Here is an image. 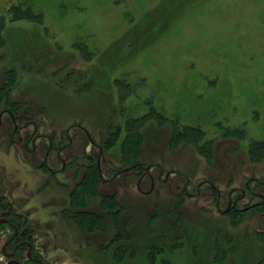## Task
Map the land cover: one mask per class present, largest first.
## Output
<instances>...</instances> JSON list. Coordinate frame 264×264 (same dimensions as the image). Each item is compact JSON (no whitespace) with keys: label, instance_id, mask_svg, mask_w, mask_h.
<instances>
[{"label":"rangeland","instance_id":"rangeland-1","mask_svg":"<svg viewBox=\"0 0 264 264\" xmlns=\"http://www.w3.org/2000/svg\"><path fill=\"white\" fill-rule=\"evenodd\" d=\"M3 17L1 107L44 136L28 153L0 131V218L32 255L264 264V0H0Z\"/></svg>","mask_w":264,"mask_h":264},{"label":"flooded vegetation","instance_id":"flooded-vegetation-1","mask_svg":"<svg viewBox=\"0 0 264 264\" xmlns=\"http://www.w3.org/2000/svg\"><path fill=\"white\" fill-rule=\"evenodd\" d=\"M11 91L12 88L7 89L2 86V84H0V131H5L6 133L8 132L7 135L11 143H13L14 145L21 144L22 148L26 152L33 153L34 150H37L39 148V144L37 142L38 138L44 135H38L35 133V125L33 126L31 132H29L28 128L34 123L31 120L27 119L19 121L18 115L14 112L11 106L5 105L1 107L3 105V102L4 104H8L9 102L11 103L13 101V99L10 98ZM5 116H7L8 119H6ZM47 142L48 143L44 149V152H46V156L42 159L41 165L49 168L48 155L52 148V141L49 140ZM63 147H65V145H62L57 149L56 158L59 159V161L63 164V167H60L58 171L65 167V161L61 157V151ZM51 171L55 172V169H51ZM1 224H3L4 227L7 226L13 229L12 233L3 244V248L8 250L5 254L10 260L9 264H27V262H30V264H42L38 256L32 255V252L34 253L33 243L29 237L21 236L17 223H14L11 219H8L5 217V215H3L2 218H0V229ZM23 254H25V260L21 263L19 259Z\"/></svg>","mask_w":264,"mask_h":264},{"label":"trees","instance_id":"trees-1","mask_svg":"<svg viewBox=\"0 0 264 264\" xmlns=\"http://www.w3.org/2000/svg\"><path fill=\"white\" fill-rule=\"evenodd\" d=\"M6 25V21H5V18H1L0 19V46H1V43H2V37H1V31L2 29L4 28V26ZM6 82V85L8 87L10 86H14L15 82H16V75H15V71L14 70H9V72L7 74L4 75L3 77V82H2V85ZM133 167V166H132ZM98 172H99V169H97ZM100 173V172H99ZM88 184V183H87ZM100 218V217H98ZM26 248V247H25ZM27 264H30V262H27Z\"/></svg>","mask_w":264,"mask_h":264},{"label":"water","instance_id":"water-1","mask_svg":"<svg viewBox=\"0 0 264 264\" xmlns=\"http://www.w3.org/2000/svg\"><path fill=\"white\" fill-rule=\"evenodd\" d=\"M89 139L91 140L90 136L88 135Z\"/></svg>","mask_w":264,"mask_h":264}]
</instances>
